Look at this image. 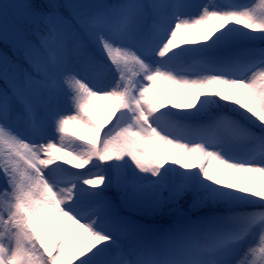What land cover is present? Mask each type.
Segmentation results:
<instances>
[{"label": "snow or ice", "instance_id": "obj_1", "mask_svg": "<svg viewBox=\"0 0 264 264\" xmlns=\"http://www.w3.org/2000/svg\"><path fill=\"white\" fill-rule=\"evenodd\" d=\"M257 42L264 0H0V264H264Z\"/></svg>", "mask_w": 264, "mask_h": 264}, {"label": "rangeland", "instance_id": "obj_2", "mask_svg": "<svg viewBox=\"0 0 264 264\" xmlns=\"http://www.w3.org/2000/svg\"><path fill=\"white\" fill-rule=\"evenodd\" d=\"M191 2L202 3L203 0H191ZM191 31L198 32L199 30L198 29H192ZM162 86H166L168 88H173L172 86H170L166 82H163L161 80H157L155 82L154 88L150 89L148 95H150L151 97H153L155 99L156 94L159 93L158 91H160L159 88ZM109 111H111V109L109 107H105L103 101H97L96 107L90 108L88 110V115L91 117H97L98 116V118H100L101 116H105L106 114H108ZM94 122H95V120H94ZM68 129H69V132L75 133L77 136H83L87 140L91 139V137L93 135L88 128H86L84 125H82L80 123H76V122H70L68 125ZM172 151H174V150H172ZM57 155H61V153H57ZM195 159L196 158L194 156H190L189 159L187 160V162L193 163L195 161ZM211 163H212V166L214 168L219 167L215 161H212ZM175 167H179V166H175ZM74 171H76V170H74ZM80 171H83V169H81Z\"/></svg>", "mask_w": 264, "mask_h": 264}, {"label": "trees", "instance_id": "obj_3", "mask_svg": "<svg viewBox=\"0 0 264 264\" xmlns=\"http://www.w3.org/2000/svg\"><path fill=\"white\" fill-rule=\"evenodd\" d=\"M240 1H244V0H239V2ZM257 46L264 47V44H261L260 42H257ZM0 50H3V45L2 44H0ZM9 54L11 55V53H9ZM159 90H160V91H158L159 95L163 96L165 100L171 101L172 104H176V103H180L181 102V97H180L179 93L176 90H174L173 88H168L166 86H162V87L159 88ZM107 116H108V114H106L105 116H101L100 118H98V116L97 117H92V118H94L93 120H95V122L97 124H100L107 118ZM79 137H83V136H79ZM84 140L87 141L86 138H84ZM197 162H198L197 159H195V161L193 163H197ZM169 163H170V161H169ZM65 166L66 167H72L71 165H65ZM74 170H76V169L73 168V171Z\"/></svg>", "mask_w": 264, "mask_h": 264}]
</instances>
